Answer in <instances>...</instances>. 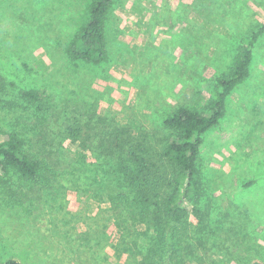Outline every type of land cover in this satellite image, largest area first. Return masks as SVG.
Returning a JSON list of instances; mask_svg holds the SVG:
<instances>
[{
	"label": "rangeland",
	"instance_id": "1",
	"mask_svg": "<svg viewBox=\"0 0 264 264\" xmlns=\"http://www.w3.org/2000/svg\"><path fill=\"white\" fill-rule=\"evenodd\" d=\"M90 2L0 0V131L17 133L24 151L47 164L37 181L12 172L0 184V261L264 263V34L248 78L204 136L205 194L181 232L183 257L176 247L163 261L117 259L122 232L109 190L137 147L158 178L171 179L165 120L217 99L216 79L232 72L243 40L264 25V0H115L101 65L67 55ZM119 221L133 234L148 232Z\"/></svg>",
	"mask_w": 264,
	"mask_h": 264
},
{
	"label": "trees",
	"instance_id": "2",
	"mask_svg": "<svg viewBox=\"0 0 264 264\" xmlns=\"http://www.w3.org/2000/svg\"><path fill=\"white\" fill-rule=\"evenodd\" d=\"M115 0H91L89 19L81 26L67 49L74 62L101 65L109 59L106 23ZM264 34V25L245 38L239 48L237 61L229 75L216 79L218 97L205 110L198 111L184 106L177 108L164 122L171 131L163 157L172 168L171 179L159 175V167L151 162L148 152L141 147L127 154L125 173H119V182L109 188L111 202L117 213L118 228L122 235L113 246L116 258L134 261L146 256L150 262L167 256L166 249L176 248L174 256L183 257L181 232L190 229V215L196 210L205 194V182L199 164L204 136L220 123L226 111L228 97L236 87L245 82L250 73L253 52ZM24 97L32 102L39 100L35 92H26ZM25 142L15 132L0 131V184L12 179V172L28 181H37L46 171L44 160L24 151ZM129 162L131 166H129ZM115 178V179H116ZM117 194L112 195L113 191ZM124 205L126 212L121 206ZM126 215V216H125ZM129 220L132 226L146 224L147 233H131L129 227L122 229ZM145 234L147 236H145ZM169 256V255H168ZM0 264H20L14 259ZM264 264V263H255Z\"/></svg>",
	"mask_w": 264,
	"mask_h": 264
}]
</instances>
